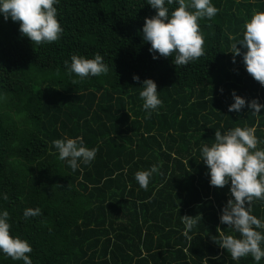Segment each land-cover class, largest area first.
I'll return each instance as SVG.
<instances>
[{"label":"trees","instance_id":"16d2710c","mask_svg":"<svg viewBox=\"0 0 264 264\" xmlns=\"http://www.w3.org/2000/svg\"><path fill=\"white\" fill-rule=\"evenodd\" d=\"M211 3L218 13L198 20L205 55L177 67L174 55L153 59L143 41L145 18L156 14L147 0H58L63 33L42 45L0 14V212H9L10 235L30 244L32 264H257L251 255L233 260L215 242L221 234L239 238L220 222L234 198L230 182L210 185L201 153L216 130L235 127L255 129L264 150V108L253 115L247 106L264 105V86L242 55L233 63L229 39L243 38L264 0ZM165 4L170 13L178 7ZM97 52L106 74L68 73L64 62L73 55ZM145 79L162 101L150 118L139 95ZM233 91L246 100L239 112L228 111ZM77 137L98 151L74 172L53 141ZM153 165L164 175L153 173L144 190L135 173ZM28 208L42 215L25 219ZM251 214L264 222V201L255 200ZM184 215L202 216L187 237ZM0 264L24 262L0 252Z\"/></svg>","mask_w":264,"mask_h":264},{"label":"clouds","instance_id":"9594fccd","mask_svg":"<svg viewBox=\"0 0 264 264\" xmlns=\"http://www.w3.org/2000/svg\"><path fill=\"white\" fill-rule=\"evenodd\" d=\"M58 0H0V14L5 21L9 18L13 22H19V31L27 37L32 44L42 45L53 43L61 38L63 28L57 19ZM178 3V7L169 10L165 0H147L156 14L151 18H145L142 28L143 41L150 43L149 51L153 53V59L159 57H173V64L186 66L190 62L198 60L205 55L204 37L200 33L198 20L211 19L218 13V9L212 5L211 0H167V5ZM192 9L194 11H190ZM242 39L230 36L233 41L231 53L233 63L235 57H243V63L247 73L261 86H264V12H254L250 20L244 24ZM241 47H237V45ZM245 49L246 51H242ZM158 54V56L156 55ZM68 73L75 74L81 80L90 76L97 77L109 71L103 62V56L97 52L92 59L73 55L71 63L65 61ZM139 76L134 75L133 80L139 81ZM75 81H73V84ZM223 89H221V92ZM157 84L152 79L142 82V91L139 95L143 100V109L148 112L146 118L151 117V110L161 106L162 101L157 95ZM234 103L229 106V112H239L246 105V100L232 93ZM253 115H259L264 105L258 99H252L247 105ZM260 141L255 136V129L235 127L223 134L215 132V143L202 147V159L208 167L210 185L223 188L231 184L230 193L234 199H229L222 209L220 222L228 228L239 233V238L233 235L221 234L215 242L225 249L235 261L251 255L257 262L264 258V250L261 242L264 234L256 229H264V222L251 214L252 204L255 200L264 201V150H258ZM59 153V159L67 160L68 165L75 172L78 161L90 164L97 154L98 149H89L84 146L83 139H56L53 141ZM153 173L164 175L160 167L153 165L148 171H138L135 179L139 186L147 190L150 177ZM3 199L8 200L7 194ZM42 215L40 208L25 209V219ZM181 216L185 225L184 235L202 221V216ZM9 212H0V252H3L12 260H22L24 264H32L29 253L32 248L27 240L10 235Z\"/></svg>","mask_w":264,"mask_h":264}]
</instances>
